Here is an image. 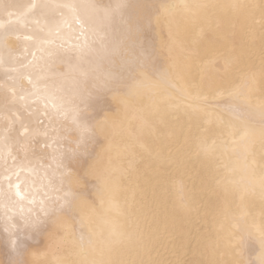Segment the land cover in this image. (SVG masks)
I'll list each match as a JSON object with an SVG mask.
<instances>
[{"label":"bare ground","instance_id":"obj_1","mask_svg":"<svg viewBox=\"0 0 264 264\" xmlns=\"http://www.w3.org/2000/svg\"><path fill=\"white\" fill-rule=\"evenodd\" d=\"M116 2L0 0V264H256L264 0Z\"/></svg>","mask_w":264,"mask_h":264},{"label":"snow or ice","instance_id":"obj_2","mask_svg":"<svg viewBox=\"0 0 264 264\" xmlns=\"http://www.w3.org/2000/svg\"><path fill=\"white\" fill-rule=\"evenodd\" d=\"M88 7L90 8H94L93 5L89 4ZM126 7V0H117V2L115 3V5L109 9H104L103 11V17L106 21H111V19L118 15L121 10ZM79 23V21H77ZM127 38V37H126ZM84 53L82 52L80 55H83ZM142 67V65H141ZM134 79V75L132 77ZM104 87L108 88L109 90H120V89H125V88H129V85L126 83V80L123 78L120 79H114L112 76H108L105 81H104ZM130 90V89H129ZM230 95L239 96V93L237 91H233L232 93H230ZM84 132H88L89 129L88 127L85 125ZM16 195L18 197H20L21 199L23 197H21V194L19 191H17ZM71 206V202L68 201L66 202L65 205H62L61 208L59 209H53V213H58L63 211L65 208H70ZM112 208L114 210H119V204L116 203L115 201L112 202ZM81 242H84L86 239H88V242L91 243V239L90 238H86L84 235H81ZM125 239V236L122 232H118L115 228H113L110 233H109V238L106 241L107 243H111V244H117V243H121L123 242ZM15 244V241L13 242ZM260 248H261V253L260 256L258 258V260L256 261V264H264V231L261 232V236H260ZM13 264H24V261L22 259H18L16 261L13 262Z\"/></svg>","mask_w":264,"mask_h":264}]
</instances>
